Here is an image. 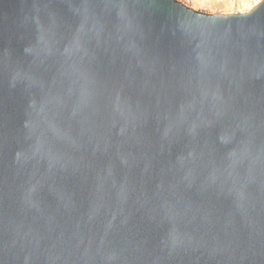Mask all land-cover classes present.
<instances>
[{
	"label": "water",
	"instance_id": "obj_1",
	"mask_svg": "<svg viewBox=\"0 0 264 264\" xmlns=\"http://www.w3.org/2000/svg\"><path fill=\"white\" fill-rule=\"evenodd\" d=\"M0 264H264V0H0Z\"/></svg>",
	"mask_w": 264,
	"mask_h": 264
},
{
	"label": "rangeland",
	"instance_id": "obj_2",
	"mask_svg": "<svg viewBox=\"0 0 264 264\" xmlns=\"http://www.w3.org/2000/svg\"><path fill=\"white\" fill-rule=\"evenodd\" d=\"M183 2H185L186 4L196 8V9H199L201 11H206V12H223V11H218L216 8L218 7H215V6H218V5H213L211 3L212 0L210 1H207V0H182ZM259 0H250L249 2H246L244 3V5L242 7H244V9H248L249 7H251L252 5H254L255 3ZM220 9H223V7H220ZM243 11V9H242Z\"/></svg>",
	"mask_w": 264,
	"mask_h": 264
},
{
	"label": "crops",
	"instance_id": "obj_3",
	"mask_svg": "<svg viewBox=\"0 0 264 264\" xmlns=\"http://www.w3.org/2000/svg\"><path fill=\"white\" fill-rule=\"evenodd\" d=\"M207 1H210V0H207ZM249 1L250 0H212L211 3L213 5L220 4L218 6H215V7H218V8H216L218 11L232 12V11H235L236 9L247 10V9H244V7H242V6L244 5V3L249 2ZM220 7H223V9H220ZM251 7H249V8H251Z\"/></svg>",
	"mask_w": 264,
	"mask_h": 264
}]
</instances>
